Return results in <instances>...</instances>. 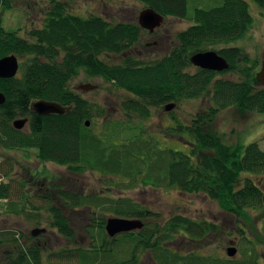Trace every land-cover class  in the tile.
I'll return each instance as SVG.
<instances>
[{
    "label": "trees",
    "instance_id": "trees-1",
    "mask_svg": "<svg viewBox=\"0 0 264 264\" xmlns=\"http://www.w3.org/2000/svg\"><path fill=\"white\" fill-rule=\"evenodd\" d=\"M43 1L49 8L41 25L23 37L2 26V11L10 9L11 0H0V58L10 54L25 57L18 61L19 75L0 78L4 95L0 104V147L32 149L39 163L53 162L74 173L90 170L116 175L121 180L113 183L120 189L143 183L202 193L238 218L247 209L264 206V190L256 182L244 178L238 185L243 172L264 174V149L256 142L225 144L220 136L205 129L218 110L229 106L240 112L264 113V85L255 80L261 55H247L240 46L229 45L242 39L252 27L247 0H215L211 7L195 6L191 11L187 0H134L164 19L191 22L174 34L175 44L166 54L149 61L128 54L141 40L143 29L137 22H113L95 13L76 15L67 11L66 1L70 0ZM251 1L264 9V0ZM206 50H214L226 59L228 68L213 71L195 67L190 72V56ZM105 54H119L121 61L109 64L101 59ZM80 72L89 78L99 77L131 95L120 102L123 120H106L97 130L94 128L95 120L104 112L71 88V79ZM226 72L235 73L237 80L217 77ZM201 96L211 101L207 113L196 114L185 124L169 112L173 124L164 128L166 134L183 137L187 151L161 147L153 134L144 133L135 122L146 120L151 107ZM35 100L53 101L69 110L38 115L30 106ZM18 117L27 119L26 131L12 126ZM39 175H45V171H37L33 178ZM9 188L0 180V200L8 202ZM45 191L42 198L48 202V225L72 238L73 228L67 217L51 202L55 185L49 184ZM55 194L70 208H100L142 221L140 229L109 237L104 230L105 219L91 216L96 230L89 227L88 232L96 244L62 251L76 257L77 264H136L141 251L156 264L236 263L195 252L183 254L169 246L177 236L203 240L217 230L209 221L172 214L161 226L155 223L148 227L143 221L153 213L129 198L68 189H57ZM31 209L38 210L35 206ZM237 232L248 244L245 251H249L241 264H260L254 259L252 243L241 234L243 230ZM19 240L18 232L0 230V246L8 250L3 264H41L42 248L23 246Z\"/></svg>",
    "mask_w": 264,
    "mask_h": 264
},
{
    "label": "rangeland",
    "instance_id": "rangeland-1",
    "mask_svg": "<svg viewBox=\"0 0 264 264\" xmlns=\"http://www.w3.org/2000/svg\"><path fill=\"white\" fill-rule=\"evenodd\" d=\"M247 2L253 15L252 27L242 39L229 45L240 46L247 55H261L264 50V9H260L251 0ZM215 3V0H187V7L188 11H191L195 6L208 8ZM66 5L70 13L80 16L91 13L100 14L113 22H137L138 14L143 9V6L134 0H70L66 1ZM48 8V3L43 0H11L10 9L2 11L1 24L6 30H14L21 36L27 37L28 30L41 25ZM190 24L191 22L183 19L172 17L163 19L152 32L143 29L140 42L134 45L128 54L142 61L161 57L175 44L174 34ZM24 59L25 57H18V61ZM101 59L109 64H115L121 61V55L105 54L101 56ZM195 67L193 65L189 71L193 72ZM16 74L19 75V70ZM217 77L237 80V75L233 72H226ZM85 84L92 85L93 88L85 90L80 87ZM70 86L83 98L95 103L103 110L104 114L95 120L96 130L106 120L124 119L120 102L131 96L128 92L111 86L99 77L89 78L82 72L71 79ZM171 103L173 106L168 111L164 109L165 104L151 107L150 116L146 120L135 122L142 127L144 133L153 134L160 141L161 147L168 146L187 151L183 137L166 134L164 131V128L173 124L169 112H172L178 121L189 124L196 114L207 113L211 101L208 96H201ZM205 129L220 136L225 144L239 142L245 145L256 142L261 149H264V113L240 112L236 107L229 106L218 110L205 124ZM21 130L26 131L27 124ZM42 170L45 171V175L33 178L37 171ZM244 178L252 179L264 190V174L253 175L243 172L238 185L242 184ZM0 180L8 183L10 187L8 202L0 200V230L9 229L18 232L19 241L23 242V246H29L34 243L30 239V231L33 228H45L44 235L40 236V242H45V249L41 252L42 264L50 262L77 264L76 257L72 255L66 254L59 259V254L53 253H60L70 247L90 248L94 241L88 232L89 227L96 230L95 221L93 222L91 216L103 219L117 216L100 208L86 206L70 208L56 196L57 189H68L88 195L129 198L153 213L143 221L148 227L155 223L161 226L172 214H181L194 220L203 219L216 225L217 230L203 240L189 241L177 236L173 242L169 243L173 250L183 254L195 252L220 260L230 259L236 262L235 264H241L249 254V251H245L248 244L240 240V234L237 232L238 229H242L241 234L254 247V259L264 264V206L247 209L244 215L238 218L221 209L216 201L202 193H185L174 187H154L143 183H138L131 189H120L113 183V181L121 180L116 175H103L98 171L90 170L74 173L53 162L41 164L35 159L32 149L8 150L0 147ZM49 184L55 185L51 202L59 206L67 217L68 223L74 230L75 241H66L48 225L49 215L46 210L48 202L42 196ZM32 206L37 207L38 210L31 209ZM227 247L235 248L233 256L226 254ZM7 251L6 246H0V264L4 263ZM136 264L156 263L147 252L141 251L137 256Z\"/></svg>",
    "mask_w": 264,
    "mask_h": 264
},
{
    "label": "water",
    "instance_id": "water-1",
    "mask_svg": "<svg viewBox=\"0 0 264 264\" xmlns=\"http://www.w3.org/2000/svg\"><path fill=\"white\" fill-rule=\"evenodd\" d=\"M163 16L156 13L152 9L146 7L143 8L137 18V24L149 32H152L163 21ZM190 62L192 65L209 69L213 71H222L228 68V62L222 56L217 54L214 50L199 51L190 56ZM18 70V58L13 55H6L0 58V78H9L16 75ZM255 80L258 84L264 85V50L261 54V61L259 69L255 73ZM83 89L93 88L92 85L85 84L80 86ZM4 102V95L0 92V104ZM31 109L38 115L48 114H62L69 110V107H63L60 104L53 101L35 100L31 103ZM173 103H167L164 105L165 110H170ZM27 122L25 117L17 118L12 121V126L16 129H21ZM88 125V122H85ZM142 227V221L137 218H125V217H108L105 219L104 230L109 237H113L116 234L122 232H128L131 230L140 229ZM45 232V228L38 227L33 228L30 231L32 236ZM226 254L233 256L235 254L234 247H227Z\"/></svg>",
    "mask_w": 264,
    "mask_h": 264
},
{
    "label": "flooded vegetation",
    "instance_id": "flooded-vegetation-1",
    "mask_svg": "<svg viewBox=\"0 0 264 264\" xmlns=\"http://www.w3.org/2000/svg\"><path fill=\"white\" fill-rule=\"evenodd\" d=\"M148 44V43H147ZM55 229V228H54ZM55 231L58 233V231L55 229ZM60 236H62L66 241H68V242H72V241H75L76 240V236H75V233H74V230H73V237L72 238H66V237H64L63 235H61L60 233H58ZM31 235V234H30ZM44 235V232L43 233H40V234H38V235H35V236H32L31 235V237H30V239L34 242L33 243V245H35V246H38V247H41L42 248V250L43 249H45V242H40V236H43ZM77 247H75V248H71L70 247V249H76ZM53 254H56V255H58V258H62V256H64V255H66L65 253H63L62 251L60 252V253H53ZM42 262V261H41ZM4 263H5V261H4ZM54 262H50V263H48V264H53ZM42 264V263H41Z\"/></svg>",
    "mask_w": 264,
    "mask_h": 264
}]
</instances>
